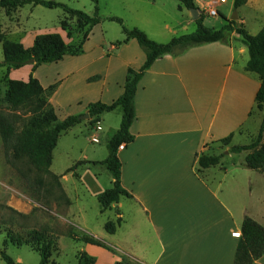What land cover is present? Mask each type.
Masks as SVG:
<instances>
[{"label":"crops","instance_id":"0c3cea01","mask_svg":"<svg viewBox=\"0 0 264 264\" xmlns=\"http://www.w3.org/2000/svg\"><path fill=\"white\" fill-rule=\"evenodd\" d=\"M194 2L200 11L197 19L177 0H107L104 8L110 9L89 31L82 52L57 62L69 64L59 81L56 73V82L44 83L41 65L32 73L44 89L55 87L49 97L55 114L73 108L67 116H80L90 103H111L123 93L128 69L137 71L142 66L145 52L133 39L111 43L108 48L97 39L87 44L93 31L108 21L106 17H119L127 28L140 29L152 40L194 31L200 15L205 18L209 9L217 14L210 15L211 24L203 18L208 27L219 29L234 11L236 24L244 26L248 34L255 35L264 27V0H247L238 9H234L233 0ZM248 57L246 45L233 32L227 41L194 45L162 56L145 70L134 97L133 140L117 151L120 183L131 198H121L106 209L120 219L113 234L88 232L117 250L109 264L124 260L130 264H234L239 237L233 233L240 236L243 219L249 217L264 227V172L244 165L251 150L230 152V148L255 139L263 116L255 101L261 81L256 73L245 70ZM23 67H29L28 76L15 80L28 79L32 66ZM122 113L117 107L99 115L106 143L119 129ZM65 133L53 149L52 162ZM230 134V142L222 144L220 140ZM201 154H222V158L218 165L199 170ZM104 159L92 163L110 174ZM50 171L59 176L64 190L66 173ZM72 172L91 198L97 199L112 186L111 174L102 185L97 177L96 182L88 183ZM64 194L70 202L66 217L76 216L78 225L87 229L85 209L72 210L73 201L65 190ZM85 245L81 252L94 256L91 247L96 246ZM251 264H264V254Z\"/></svg>","mask_w":264,"mask_h":264},{"label":"trees","instance_id":"16d2710c","mask_svg":"<svg viewBox=\"0 0 264 264\" xmlns=\"http://www.w3.org/2000/svg\"><path fill=\"white\" fill-rule=\"evenodd\" d=\"M94 6V16H89L81 10H76L67 5L51 0H0V9L10 10L15 7H22L26 4L41 5L46 8H61L68 15L77 18L87 28L77 43H68L59 33H44L34 37L33 43L29 47H24L18 42L5 39L0 33V43L3 54V61L0 68L5 67L9 70H16L26 65L32 66V72L26 81L9 79L4 92V100L13 109L30 107V112L39 113L41 119L34 118L27 124L18 128L14 120L8 118L0 111V138L2 140L4 155L7 163L20 172L30 186V181L41 187L44 182L41 175L50 174L54 179L59 176L51 173L52 152L58 138L74 125L81 122L78 115H69L58 120L54 109L43 98L46 91L40 82L33 76L37 67L43 64L57 63L67 55H78L82 52V44L93 26L98 24L103 18L99 16V0H90ZM154 1V0H151ZM180 5L187 9L195 8L194 0H177ZM247 0H233L234 9H238ZM204 16L201 14L196 22L193 32L171 38L168 42L158 43L150 39L142 30L137 28H127L123 20L116 16H109L105 19L117 23L125 39L122 42H115L118 45L133 39L145 52V60L137 70L128 69L123 93L111 103L100 101L87 105L89 123L93 125L99 115L111 112L117 107L122 108V117L117 132L106 143L107 156L102 161L112 176V186L104 190L97 196L101 209L106 210L119 202L121 198H131L120 183L121 162L117 156L118 147L133 140L130 133V126L134 120V97L138 83L151 64L158 58L165 55L177 54L190 46L212 43L217 41H227L231 33L238 34L242 43L248 50V61L245 70L256 73L260 78V86L255 95L257 109L262 111V121L255 139L248 145L234 146L230 152L240 153L242 151H252L244 160V165L250 169L264 172V27L255 34L250 35L244 26L237 25L235 20H227L219 29L205 26L202 23ZM49 107L45 112L43 110ZM230 134L220 140L222 144H228L231 140ZM220 155L201 154L197 159L198 169H206L218 165L221 161ZM81 162H78L80 164ZM25 168V169H24ZM75 166L68 168L66 173L73 171ZM34 172L38 176L31 180L30 173ZM60 183V182H59ZM60 185V184H59ZM120 224V219L115 222H107L105 230L113 234ZM48 232L45 227L42 232L34 231V239L38 241L40 255L39 264H51L49 261L52 254L53 242L46 238ZM68 236L75 240L93 245H104V243L87 233L77 235L71 230ZM264 254V227L249 217H245L241 224L240 236L238 239L234 264H251ZM1 257L7 264H21L14 262L5 252H1ZM76 264H94V258L85 252H78ZM118 264V263H117Z\"/></svg>","mask_w":264,"mask_h":264},{"label":"rangeland","instance_id":"374dc122","mask_svg":"<svg viewBox=\"0 0 264 264\" xmlns=\"http://www.w3.org/2000/svg\"><path fill=\"white\" fill-rule=\"evenodd\" d=\"M63 3L68 7L81 10L89 16H94V6L90 0H51ZM107 0H99V16L103 18L107 14L104 3ZM233 12L230 14V17ZM210 15L205 19L213 23ZM209 23H206L209 25ZM87 25L68 15L61 8H46L41 5L26 4L22 7H15L10 10L0 9V33L5 39L18 42L24 47H29L33 39L38 34L59 33L66 42L77 43L81 40ZM216 28H219L216 26ZM193 30L190 31V33ZM88 45L99 40L102 47L108 48L115 41H120L124 37L120 26L112 21H105L101 27L93 31ZM172 36L155 38L158 43H165ZM143 50V49H142ZM3 61L2 48L0 43V62ZM29 67L13 70L10 78H23L28 76ZM69 64L65 61L59 63L43 64L39 69V74L43 77L44 83L59 81L68 72ZM9 72L5 67L0 68V111L8 118L15 121L18 128L27 124L34 118L41 119L39 113L30 112V107L13 109L4 100V92L7 87ZM50 79H52L50 81ZM54 86L46 89L43 98L49 103V97L54 91ZM51 106V105H50ZM72 107V106H71ZM46 107L43 112L47 111ZM73 108H71V113ZM67 111L58 112V120L61 121L67 116ZM83 115V114H82ZM72 130H67L66 135L60 139L57 149L54 152V159L50 170L54 173H66L68 168L75 166L77 174L88 183L96 182V177L102 183L107 184L110 176L107 171H102L100 165H93V161L98 162L107 156L106 141L102 132H97L99 143L90 141L95 131L89 119L81 120ZM102 126V122H100ZM88 159V160H87ZM78 162H81L77 165ZM25 169V168H24ZM72 171L66 173L67 180L63 182L64 190L73 201L72 210L85 209L87 229L78 225L75 217H66L65 209L69 205V199L64 194V190L59 183V179H54L50 174L41 175L43 186H37L34 181H30V186L24 180L22 174L7 163L4 155V148L0 138V264H7L1 257V252H5L14 262L21 264H39L40 255L38 253L39 242L34 239V231L42 232L46 227L48 232L46 238L52 240V254L49 261L51 264H76V255L85 248L84 242L71 239L68 234L73 230L77 235L82 233H95L101 235L105 230L107 222L116 220L114 211H101V207L96 198L87 195L76 177L72 176ZM38 175L30 173L31 180ZM60 184V185H59ZM111 208V207H110ZM76 215V214H74ZM65 218L68 224L62 219ZM69 223H73L71 226ZM87 231V232H85ZM106 231V230H105ZM107 232V231H106ZM102 242L103 240L99 238ZM95 245L91 247L96 264H109L108 259L115 255L117 250L110 244ZM93 245V244H92ZM122 264H130L124 260Z\"/></svg>","mask_w":264,"mask_h":264},{"label":"built area","instance_id":"2783aa9c","mask_svg":"<svg viewBox=\"0 0 264 264\" xmlns=\"http://www.w3.org/2000/svg\"><path fill=\"white\" fill-rule=\"evenodd\" d=\"M221 1H222V0H221ZM207 13H208L209 15L214 16V15L217 14V11H216L215 9H209V10L207 11ZM93 128H94L95 133H94V135L91 136L90 141L93 142V143H99V139H98V137H97V132H100V131H101V125H100V121H99V119H97V120L95 121V123H94V125H93ZM122 147H123V145L121 144V145L118 147V149H121ZM233 236L239 237V236H238V233H233Z\"/></svg>","mask_w":264,"mask_h":264},{"label":"water","instance_id":"95a60500","mask_svg":"<svg viewBox=\"0 0 264 264\" xmlns=\"http://www.w3.org/2000/svg\"><path fill=\"white\" fill-rule=\"evenodd\" d=\"M189 12H190L191 17H192L193 19H197L198 16H199V14H200V11H199L197 8H191V9H189ZM230 19H231V20H236V19H237V13H236L235 11L233 12V15L230 17ZM88 118H89V115H88L87 112L84 113L83 115H80V116H79V119H80V120H86V119H88Z\"/></svg>","mask_w":264,"mask_h":264}]
</instances>
